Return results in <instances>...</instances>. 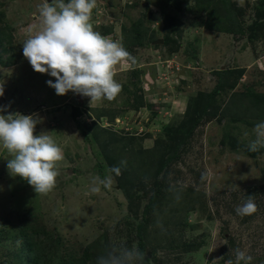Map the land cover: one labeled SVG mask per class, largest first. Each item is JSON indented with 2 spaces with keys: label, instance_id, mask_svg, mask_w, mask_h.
Here are the masks:
<instances>
[{
  "label": "rangeland",
  "instance_id": "374dc122",
  "mask_svg": "<svg viewBox=\"0 0 264 264\" xmlns=\"http://www.w3.org/2000/svg\"><path fill=\"white\" fill-rule=\"evenodd\" d=\"M42 3L0 0V106L34 116V134L52 136L64 159L54 189L37 195L9 174L0 147V264H20L7 249L31 223L48 253L54 239L58 258L78 261L90 246V264L133 246L143 264H226L237 248L264 264V149L247 150L264 121V0H97L94 31L135 63L116 67L114 100L91 104L57 95L47 84L55 78L22 54ZM108 175L110 188L90 191ZM249 195L257 211L237 215Z\"/></svg>",
  "mask_w": 264,
  "mask_h": 264
},
{
  "label": "clouds",
  "instance_id": "9594fccd",
  "mask_svg": "<svg viewBox=\"0 0 264 264\" xmlns=\"http://www.w3.org/2000/svg\"><path fill=\"white\" fill-rule=\"evenodd\" d=\"M97 0H44L38 5V25L27 28L22 43V54L32 69L55 78L48 80L57 95L69 91L95 101L114 100L122 85L116 81V67L131 66L135 58L121 42L94 31L91 23ZM4 95L0 85V97ZM80 99V98H79ZM80 100H78L79 102ZM0 106V147L11 156L7 169L12 176L25 180L37 195H47L56 186L59 175L57 162L64 159L62 148L52 136L43 132L35 135L38 120L32 115L3 113ZM249 136L248 132L244 133ZM247 144L249 152L264 149V121L256 123ZM126 164L121 161V166ZM111 173L120 175V167L113 166ZM203 178V177H202ZM113 176L94 177L90 191L99 192L101 186H112ZM257 211L251 195L235 208L239 216H250ZM253 257L235 249V259L226 264H251ZM144 254L136 246L107 251L96 258L95 264H143Z\"/></svg>",
  "mask_w": 264,
  "mask_h": 264
},
{
  "label": "trees",
  "instance_id": "16d2710c",
  "mask_svg": "<svg viewBox=\"0 0 264 264\" xmlns=\"http://www.w3.org/2000/svg\"><path fill=\"white\" fill-rule=\"evenodd\" d=\"M134 31H136V29ZM3 40L4 38L0 34V42L2 43ZM1 43H0V48L2 47ZM208 95L209 94H207L206 97H208ZM201 109L204 110L203 104H201ZM189 130L190 128L186 130L185 134L188 133ZM152 200H153V197L150 198V201ZM27 213L30 214L31 213L30 210H28ZM142 215H144V211H142ZM30 216H33V214L31 213ZM21 218L23 219V216ZM18 232L20 233L22 237H24V241L23 242L20 241L18 249H16L15 245H11V247H9L7 250H10L9 251L10 253L11 252L15 253V255L13 256L15 257V259H18L20 261V264H49V262H52V264H75L76 262H77L76 264H86V262H88V264H90L89 257L92 254L90 246H86L82 250L80 259L78 261H75L73 259H67V258H58L56 257L55 254L53 256L52 253H54V250L56 251L58 247L61 248L60 245L58 244L59 241L54 239L53 247L51 249L53 251L48 253L49 249L47 245L49 243L47 244V241L49 240V238L39 229L37 228L34 229L32 226V223L31 225H28L24 228H20ZM31 238H38L36 244L45 245L47 249L44 248L43 251H41L42 254L40 252L39 254H37L35 251V244H32V242H30ZM138 247H140L139 243H138ZM91 264L93 263L91 262Z\"/></svg>",
  "mask_w": 264,
  "mask_h": 264
},
{
  "label": "water",
  "instance_id": "95a60500",
  "mask_svg": "<svg viewBox=\"0 0 264 264\" xmlns=\"http://www.w3.org/2000/svg\"><path fill=\"white\" fill-rule=\"evenodd\" d=\"M80 100V99H79ZM80 102V101H79Z\"/></svg>",
  "mask_w": 264,
  "mask_h": 264
}]
</instances>
